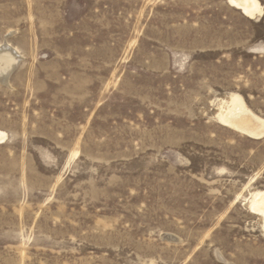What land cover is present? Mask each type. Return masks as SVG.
<instances>
[{
	"label": "rangeland",
	"instance_id": "1",
	"mask_svg": "<svg viewBox=\"0 0 264 264\" xmlns=\"http://www.w3.org/2000/svg\"><path fill=\"white\" fill-rule=\"evenodd\" d=\"M259 1L0 0V264H264Z\"/></svg>",
	"mask_w": 264,
	"mask_h": 264
},
{
	"label": "bare ground",
	"instance_id": "2",
	"mask_svg": "<svg viewBox=\"0 0 264 264\" xmlns=\"http://www.w3.org/2000/svg\"><path fill=\"white\" fill-rule=\"evenodd\" d=\"M226 1L231 7L238 9L241 14L250 19H253L258 14L260 15L263 11V6L259 0ZM16 57L18 56L10 48L0 50V75L6 74L14 66L15 62L18 61ZM11 71L9 72L10 74ZM217 109L218 111L215 116H217L218 122L222 125L239 131L250 138L264 136V117L253 112L238 92H232L229 99L221 100ZM5 137L6 132L0 129V143L4 141ZM246 198L248 199V209L251 213L253 212L262 217L261 225L264 230V189H255L250 193V197Z\"/></svg>",
	"mask_w": 264,
	"mask_h": 264
}]
</instances>
